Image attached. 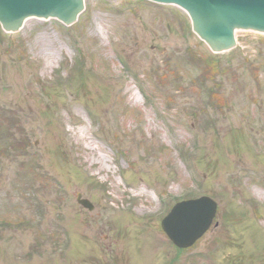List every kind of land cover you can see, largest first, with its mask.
<instances>
[{
    "label": "rangeland",
    "instance_id": "rangeland-1",
    "mask_svg": "<svg viewBox=\"0 0 264 264\" xmlns=\"http://www.w3.org/2000/svg\"><path fill=\"white\" fill-rule=\"evenodd\" d=\"M85 5L73 26L33 18L0 34V104L28 137V155L0 157V264H264V36L238 31L214 54L175 7ZM78 49L93 63L83 86L56 87ZM196 53L217 60L214 78ZM200 195L216 215L178 250L160 221Z\"/></svg>",
    "mask_w": 264,
    "mask_h": 264
},
{
    "label": "water",
    "instance_id": "water-1",
    "mask_svg": "<svg viewBox=\"0 0 264 264\" xmlns=\"http://www.w3.org/2000/svg\"><path fill=\"white\" fill-rule=\"evenodd\" d=\"M151 1L182 7L191 19L193 31L215 52L235 45L237 29L264 32V0ZM83 8L84 0H0V23L4 30L16 31L26 18L35 16L55 17L69 25ZM214 208V203L205 199L181 203L165 221L167 232L178 245L189 244L207 227Z\"/></svg>",
    "mask_w": 264,
    "mask_h": 264
}]
</instances>
